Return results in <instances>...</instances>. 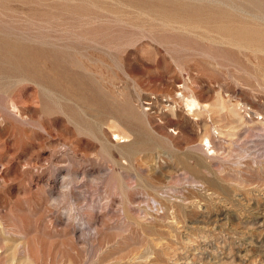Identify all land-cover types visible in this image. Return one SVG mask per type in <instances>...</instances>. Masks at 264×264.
I'll list each match as a JSON object with an SVG mask.
<instances>
[{
  "label": "rangeland",
  "instance_id": "obj_1",
  "mask_svg": "<svg viewBox=\"0 0 264 264\" xmlns=\"http://www.w3.org/2000/svg\"><path fill=\"white\" fill-rule=\"evenodd\" d=\"M0 264H264V0H0Z\"/></svg>",
  "mask_w": 264,
  "mask_h": 264
},
{
  "label": "bare ground",
  "instance_id": "obj_2",
  "mask_svg": "<svg viewBox=\"0 0 264 264\" xmlns=\"http://www.w3.org/2000/svg\"><path fill=\"white\" fill-rule=\"evenodd\" d=\"M19 54V53H18ZM27 55V54H26ZM19 58H21V57H19ZM119 137V136H118ZM120 139V138H119Z\"/></svg>",
  "mask_w": 264,
  "mask_h": 264
}]
</instances>
